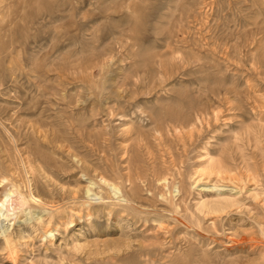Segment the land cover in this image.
<instances>
[{"label": "rangeland", "instance_id": "obj_1", "mask_svg": "<svg viewBox=\"0 0 264 264\" xmlns=\"http://www.w3.org/2000/svg\"><path fill=\"white\" fill-rule=\"evenodd\" d=\"M7 194L0 264H264V0H0Z\"/></svg>", "mask_w": 264, "mask_h": 264}, {"label": "bare ground", "instance_id": "obj_2", "mask_svg": "<svg viewBox=\"0 0 264 264\" xmlns=\"http://www.w3.org/2000/svg\"><path fill=\"white\" fill-rule=\"evenodd\" d=\"M210 159V158H209ZM212 159V158H211ZM210 162V161H209ZM211 163V162H210ZM31 165V164H30ZM212 169V168H211ZM216 169V168H215ZM201 171V170H200ZM206 171V170H205ZM212 171V170H211ZM214 171V170H213ZM197 172H199V171H197ZM203 172V171H202ZM208 172V171H207ZM212 173V172H211ZM213 173H215V172H213ZM217 173V172H216ZM206 174V173H205ZM217 174H219V172L217 173ZM202 175V174H201ZM209 176H210V174H208ZM209 176H206V177H209ZM165 180V179H164ZM11 191V190H10ZM24 196V195H23ZM32 199L34 200V201H36L37 199H35L34 198V196H32ZM12 199H11V195L10 194H7V195H5L4 197H3V199L1 200V203H0V206H4V204L5 203H10L9 201H11ZM32 201V200H31ZM13 202V201H12ZM213 202V201H212ZM203 202V203H200V210H202V209H207L208 211H210L211 213L213 212V211H217V210H220V208H221V205H223L222 204V202ZM224 202V201H223ZM225 203V202H224ZM16 204V203H15ZM226 204V203H225ZM9 207H10V205H9ZM222 209V208H221ZM207 210H206V212H207ZM204 211V210H203ZM214 213V212H213ZM2 215V214H1ZM160 224V223H159ZM158 225V224H157Z\"/></svg>", "mask_w": 264, "mask_h": 264}]
</instances>
